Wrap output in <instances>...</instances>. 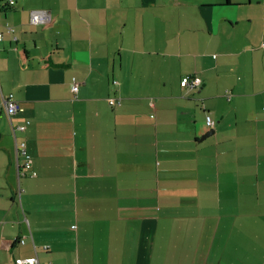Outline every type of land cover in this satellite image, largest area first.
<instances>
[{"label":"crops","instance_id":"1","mask_svg":"<svg viewBox=\"0 0 264 264\" xmlns=\"http://www.w3.org/2000/svg\"><path fill=\"white\" fill-rule=\"evenodd\" d=\"M0 33V264H264V0H0Z\"/></svg>","mask_w":264,"mask_h":264},{"label":"built area","instance_id":"2","mask_svg":"<svg viewBox=\"0 0 264 264\" xmlns=\"http://www.w3.org/2000/svg\"><path fill=\"white\" fill-rule=\"evenodd\" d=\"M9 4L10 6H12L13 2L10 1ZM50 21H51L50 14L46 11H34L30 13V23L31 24H49ZM1 38H2V35L0 33V40ZM200 82L201 81L198 78L186 76L181 80L180 85L181 87L195 88L200 85ZM72 91L73 92L77 91L76 85L72 87ZM117 103H118L117 100H109L110 106H113ZM2 105L4 108L5 115L9 120L13 118L19 110L17 103L15 102L14 98L11 95L8 97L2 98ZM205 123L208 128H213V121L209 116L205 118ZM17 130L22 132L25 130V127L18 126ZM15 148H16V156L20 155L24 158V163L22 165V170H23L22 175L34 177L35 173L31 169V160H30V157L26 153L25 144L24 143H21L20 145L15 144ZM20 242L23 243L22 240ZM14 264H37V259L35 257L18 258L14 260Z\"/></svg>","mask_w":264,"mask_h":264},{"label":"water","instance_id":"3","mask_svg":"<svg viewBox=\"0 0 264 264\" xmlns=\"http://www.w3.org/2000/svg\"><path fill=\"white\" fill-rule=\"evenodd\" d=\"M210 135V133H208L206 136H204V137H207V136H209Z\"/></svg>","mask_w":264,"mask_h":264}]
</instances>
